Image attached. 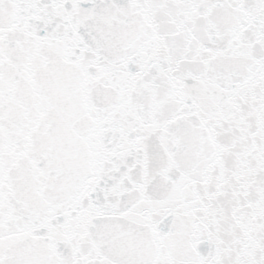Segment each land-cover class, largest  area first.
<instances>
[{
  "label": "snow or ice",
  "instance_id": "6c2138e0",
  "mask_svg": "<svg viewBox=\"0 0 264 264\" xmlns=\"http://www.w3.org/2000/svg\"><path fill=\"white\" fill-rule=\"evenodd\" d=\"M0 264H264V0H0Z\"/></svg>",
  "mask_w": 264,
  "mask_h": 264
}]
</instances>
